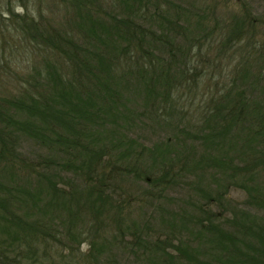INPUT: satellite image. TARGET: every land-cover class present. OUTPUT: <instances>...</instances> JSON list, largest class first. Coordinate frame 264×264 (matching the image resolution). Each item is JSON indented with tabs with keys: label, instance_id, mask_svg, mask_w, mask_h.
<instances>
[{
	"label": "trees",
	"instance_id": "16d2710c",
	"mask_svg": "<svg viewBox=\"0 0 264 264\" xmlns=\"http://www.w3.org/2000/svg\"><path fill=\"white\" fill-rule=\"evenodd\" d=\"M97 1L75 4L74 30L14 13L0 27V264H264V95L252 93L264 82V55L249 43L264 14L225 22L197 2L196 16L168 0L84 4ZM211 40L213 58L200 46ZM202 79L208 95L190 114L178 97ZM133 92L155 124L175 119L180 157L164 158L166 143L148 147L118 131V109ZM227 139L234 153L220 147ZM197 140L216 154L212 168L225 185L195 189L202 202L193 224L204 241L193 259L172 238L145 232L134 213L145 199L161 208L188 171L187 143ZM23 143L36 157L21 152ZM133 182L144 186L139 198L128 191ZM232 191L247 210L232 207ZM110 246L123 255L106 253Z\"/></svg>",
	"mask_w": 264,
	"mask_h": 264
},
{
	"label": "rangeland",
	"instance_id": "374dc122",
	"mask_svg": "<svg viewBox=\"0 0 264 264\" xmlns=\"http://www.w3.org/2000/svg\"><path fill=\"white\" fill-rule=\"evenodd\" d=\"M79 0H0V27L4 30V26L7 24V19L10 14L14 13L15 15L23 16L28 14L29 17L34 18V22L37 25H42L45 28L50 27V29L54 30H74L73 28V16L75 4ZM172 2H176L186 8V10L193 14V16L198 15L196 2L199 3V7L202 5H210L211 11L208 9L209 16L213 14L215 18L218 16L222 18V21L228 22V20H234L235 18L244 19L245 17H252L258 21V18L264 14L263 12V1L261 0H230L225 3H215L213 0H168ZM225 1V0H224ZM98 2V4H97ZM95 4L84 3L85 6H89V9H94L97 5L101 6L103 3L110 4L113 2L112 0L105 1H97ZM102 7V6H101ZM227 9H224V8ZM107 9L108 6H107ZM214 12V13H213ZM262 14V15H261ZM17 21L16 19H14ZM255 34L250 36L251 41L249 42L251 46L258 48L264 55V49L261 47L263 42V34L264 27L257 25L255 27ZM252 33L251 31L249 32ZM247 33V34H249ZM199 36V34H196ZM202 35V33H200ZM246 35V34H244ZM214 36L219 37L216 33ZM245 39L241 41L242 45L244 44ZM5 36L2 38V34L0 33V42L4 45ZM214 40L207 41L206 43L201 44V54L205 56L214 57L215 53L211 52L212 50H206V48H217L216 45L218 42L213 43ZM233 48L240 47L238 43L232 45ZM28 47V45L24 44L21 47V56L25 58L27 54H24V50ZM32 48V47H31ZM187 48V47H186ZM197 46L191 47L193 49L191 51L190 56L193 60L197 61V56L195 57ZM252 50L253 47H250ZM234 50H231L232 52ZM213 54H211V53ZM252 52V51H251ZM2 55L5 57V51H2ZM198 55V54H197ZM237 56V55H236ZM3 58V57H1ZM14 58V57H13ZM199 63V62H198ZM223 72L226 73L225 65L228 63L226 59H221L220 61ZM232 62L230 65H233ZM251 75L253 73H250ZM203 83L199 84L196 89H194L191 95L188 96L186 92L184 94H180L178 98H181L180 104L186 111L190 114L195 110L196 105L200 101H203L208 92L203 91V84L205 83V79H202ZM252 81L255 83L254 78L249 77L247 83ZM245 85V90L249 89V86ZM257 83V87L255 86L253 89V96L257 98L258 93L260 95H264V82L260 81ZM140 87V86H139ZM248 87V89H247ZM127 99V100H125ZM123 103V107L121 106L118 109L122 115L119 119L120 129L118 130L120 133L129 132L133 138L137 139L142 144L150 147V146H158L160 144H168V152L163 153L164 158L168 159L171 156L182 155L185 151L183 147L175 148V133L173 131L172 125H176L174 118H167L165 120L157 119L159 124H155L153 120L148 114V111L145 109V99L141 97L140 94L135 92L131 93L128 98H125ZM123 109V110H122ZM190 116V115H189ZM188 118V116H187ZM222 149H225L227 152L234 153L237 149L236 146H233L232 142L229 139L221 144ZM187 149L189 152V165L188 171L186 175L178 181L171 191L167 193V200L164 202H160L161 208L156 209L154 205L149 206V200L145 199V207L141 210L135 212L134 216L138 222V225L142 227L145 232L148 234L160 233L162 236H167L172 238L175 243L181 245V249L184 253L189 254L193 257V259L201 258V249H203L204 237L199 232V229L193 224V220H197L198 214L195 211L198 208V205L202 202L198 200L195 189L197 187H208L210 191L216 192L221 191L218 188L223 187L225 185V181L220 178L219 172L214 171L213 167V157L217 159L216 154H211L210 149L206 148L201 141H195V144L191 142L187 143ZM21 152L28 157L34 158L37 152L31 148L30 144L23 143L21 145ZM58 172V168L55 170ZM58 174L61 177H65L63 173ZM69 176V175H68ZM128 191L135 198H139L142 195V191H144V186L140 183H131L128 186ZM231 205L234 208L238 206L243 210H247L244 205H241L244 201V196L240 193H236L232 191L230 193ZM226 198V197H225ZM238 205H236L237 203ZM212 209L214 207L212 206ZM229 217L231 213H228ZM230 219V218H229ZM182 221L185 222L184 226H182ZM226 229H229L227 224H222ZM184 229V230H182ZM116 247V246H115ZM80 250L82 252L87 251L88 246L80 245ZM117 249V250H116ZM114 248V246H110L106 251L108 254H114V250L117 251V255L121 257V251L119 247ZM104 256V255H103ZM101 256V260H104L106 257ZM182 257L175 256V259L182 260ZM120 262L119 258H117ZM134 257L132 258V260ZM132 264V261H131ZM135 264H148L147 262H135ZM204 264V263H202Z\"/></svg>",
	"mask_w": 264,
	"mask_h": 264
}]
</instances>
